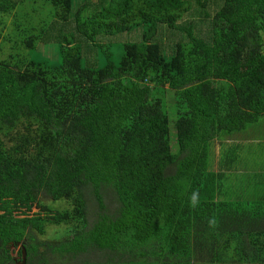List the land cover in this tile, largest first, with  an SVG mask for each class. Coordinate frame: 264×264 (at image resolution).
I'll return each mask as SVG.
<instances>
[{"label":"trees","instance_id":"16d2710c","mask_svg":"<svg viewBox=\"0 0 264 264\" xmlns=\"http://www.w3.org/2000/svg\"><path fill=\"white\" fill-rule=\"evenodd\" d=\"M261 32L264 0H0V264H264L228 140L264 118Z\"/></svg>","mask_w":264,"mask_h":264},{"label":"rangeland","instance_id":"374dc122","mask_svg":"<svg viewBox=\"0 0 264 264\" xmlns=\"http://www.w3.org/2000/svg\"><path fill=\"white\" fill-rule=\"evenodd\" d=\"M7 18L9 20V17H7ZM260 38H262V39L264 38V32L260 33ZM4 42L5 41H3V44H2V45H4V47H3V50L0 51V54L2 52L4 53L6 48H7L8 43H4ZM0 43H1V40H0ZM39 50L42 52L43 56L47 55V56L51 57L53 54L55 56V54H56V44L49 43L47 45L39 46ZM3 53L1 55H3ZM165 88L167 89L166 93H165V101H166L165 102L166 103L165 109H166L167 116H168V121H169L168 122L169 123V141H170V144H172L173 139H174V130H173V127H172V121L174 120V108H173V105L171 103L172 102V100H171L172 90L168 89L166 85H165ZM263 133H264V118L262 120H260L256 124V127L254 128V133L252 134V138L253 139H257L258 138L257 136H259L261 134L260 136H262V137H260L258 139H261L264 142V134ZM220 148H221V146L219 145V143L215 142L214 145H213V150H214V156H215L216 159L218 157ZM41 201L43 203H45V204H48L51 207H60L59 203L51 202L47 198H42ZM35 211H37L36 207H32L30 209V213L31 212H35ZM63 231H64L63 226L60 223L45 222V223H43L42 233L41 234H37V236L39 238H41V239H47V240L60 239V237L63 235ZM234 245L235 244H233V246ZM18 247L19 246L17 245V246H15L13 248L10 247V249H12V255L14 256V258L19 260L20 259V255H17L15 253L17 251Z\"/></svg>","mask_w":264,"mask_h":264},{"label":"crops","instance_id":"0c3cea01","mask_svg":"<svg viewBox=\"0 0 264 264\" xmlns=\"http://www.w3.org/2000/svg\"><path fill=\"white\" fill-rule=\"evenodd\" d=\"M259 121L248 125L242 131L233 134L232 137H228V140H235V149H231V151H236L237 156H239V162L242 164L241 168L237 170V173L264 175V156L258 157L260 153L264 155V142L261 139H258L262 137L260 136L261 134L257 136V139L252 138L254 128ZM224 147L225 146L223 144L221 148L224 149ZM251 195H253V193L246 191L247 197H251Z\"/></svg>","mask_w":264,"mask_h":264},{"label":"clouds","instance_id":"9594fccd","mask_svg":"<svg viewBox=\"0 0 264 264\" xmlns=\"http://www.w3.org/2000/svg\"><path fill=\"white\" fill-rule=\"evenodd\" d=\"M190 203H191V206L193 208L198 206V204L200 203V198H199V193L198 192H193ZM207 224L211 228L217 227V225H218L217 218L215 216L209 217L208 220H207Z\"/></svg>","mask_w":264,"mask_h":264}]
</instances>
